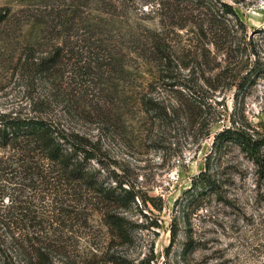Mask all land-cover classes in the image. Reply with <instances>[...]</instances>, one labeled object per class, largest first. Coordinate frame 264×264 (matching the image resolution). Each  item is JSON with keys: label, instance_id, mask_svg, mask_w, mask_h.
<instances>
[{"label": "rangeland", "instance_id": "1", "mask_svg": "<svg viewBox=\"0 0 264 264\" xmlns=\"http://www.w3.org/2000/svg\"><path fill=\"white\" fill-rule=\"evenodd\" d=\"M117 2L112 14L101 16L107 23L99 28L110 38L103 45L111 53L102 68L92 64V72L84 74L77 59L67 55L47 77L39 63L52 52L54 41H47V23L38 22L47 0H0V8L10 10L0 24V114L51 123L72 136L69 142L95 155L86 167L105 187L125 183L135 195L126 209L103 201L85 184H72L64 196L59 186L66 181L57 183L60 174L47 161V236L59 238L51 264H108L107 254L129 264H264V155L258 166L233 145L220 155L211 153L212 136L229 119L264 135V73L252 77L236 96L235 85L230 87L255 60L264 64V0ZM220 4L232 8L251 38L249 60L229 52L240 30L209 34ZM154 32L168 46L169 59L162 65L147 52ZM135 46H143L142 51L133 52ZM225 60L231 62L226 69ZM162 69H168L163 76L170 74L203 96L209 97V79L217 88L210 101L219 104L223 119L210 135L209 111L199 118L200 126L176 115L156 119L143 112L140 97L148 92V98L161 103L166 98L164 105L174 103L176 93L159 87ZM207 162L218 192L207 191L187 204L182 194ZM54 207L74 211V219L64 221L66 216ZM107 214L129 224V243L112 238Z\"/></svg>", "mask_w": 264, "mask_h": 264}, {"label": "trees", "instance_id": "2", "mask_svg": "<svg viewBox=\"0 0 264 264\" xmlns=\"http://www.w3.org/2000/svg\"><path fill=\"white\" fill-rule=\"evenodd\" d=\"M183 1L201 2V0ZM148 3L157 5L159 0H143V5ZM118 4L117 0L116 2L115 0H47V4L41 9L42 17L38 22L45 26L47 23V41H54V44L51 46L52 52L39 63L41 72H47V77H50L59 66L63 65L67 55L77 59L81 65L78 69L81 72L84 71V74L89 75L92 72V64L102 68L103 60L111 56V53L103 45L110 38H107L102 28H99L101 23H107L101 16L112 14L111 12L118 8ZM220 6L222 10H218L220 14L216 13L218 16L214 20L215 24L209 26V34L216 35L223 28H226L228 34L240 30L237 44L233 46V40L230 41L229 52L231 54L237 51L241 59L246 55L249 60L250 53L253 51L251 38L247 39L245 27L232 8L226 4H220ZM46 12L47 16H45ZM9 14L8 7L0 8V24ZM97 16L99 19L95 18ZM96 29L100 32L98 38H95ZM79 31H82L81 34ZM72 38H76V41L70 40ZM133 41L139 44L138 41ZM142 47L135 46L136 51L133 52L140 53ZM96 50H101V53ZM167 51L168 46H165L164 38L155 32L152 33L147 52L153 60L162 65L169 59ZM222 54L223 57H228L226 52ZM224 62H226L224 66L226 69L231 62L226 60ZM167 71L168 69L161 70L158 77L159 87L163 92L176 93L174 103L164 105L166 98L161 103L151 97L148 98L150 94L148 92L140 97L143 112L151 113V116L153 115L156 119L176 115L187 125L200 126L199 118L209 111L206 135H210L213 125L223 119L217 110L219 104L210 101L217 88L209 79V97L203 96L195 87L175 81L170 74L163 76L162 73ZM245 73L246 75L240 78L241 81L238 84L230 85V87L235 85L237 93L235 92L234 96L241 90H245V87H249L252 77L257 78L264 73V64L259 65L255 60ZM228 122V126H223L212 136L211 153L220 155L223 149L233 145L254 164L261 166L264 155V135L251 130L249 126L239 123L238 120L229 119ZM71 137L42 119L0 114V264H51L52 258L58 255L53 249L55 247L53 244L59 238L53 239L54 237L47 236L49 233L47 230V161L53 164L56 172L60 174L57 176V183L66 181L60 186L53 184L56 187L59 186L64 196H69L68 191L73 189L72 184L77 183L85 184L89 192L99 195L103 201L118 209H126L134 203L135 195L130 187H123L125 183L112 188L105 187L100 182L97 173H93L86 167L88 161L95 159V155L79 143L69 142ZM209 167L208 162L205 163V171L192 178L190 187L182 194L187 204L207 191L209 194L218 192L215 181L208 175ZM4 198H7L6 202ZM57 202L54 200V203ZM52 210L66 216L64 220L66 222L72 221L76 214L74 211L62 208L54 207ZM54 222L61 225L58 220ZM106 223L115 232L111 234L112 238L118 239L122 245L131 241L130 226L123 218L107 214ZM107 255L108 259L105 262L108 264H129L122 257L114 254ZM64 259L67 260L68 256Z\"/></svg>", "mask_w": 264, "mask_h": 264}]
</instances>
